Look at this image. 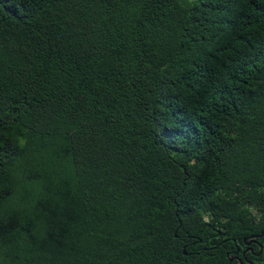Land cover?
Wrapping results in <instances>:
<instances>
[{
  "label": "trees",
  "instance_id": "16d2710c",
  "mask_svg": "<svg viewBox=\"0 0 264 264\" xmlns=\"http://www.w3.org/2000/svg\"><path fill=\"white\" fill-rule=\"evenodd\" d=\"M250 263L264 0H0V264Z\"/></svg>",
  "mask_w": 264,
  "mask_h": 264
},
{
  "label": "water",
  "instance_id": "95a60500",
  "mask_svg": "<svg viewBox=\"0 0 264 264\" xmlns=\"http://www.w3.org/2000/svg\"><path fill=\"white\" fill-rule=\"evenodd\" d=\"M183 252H185V250H183ZM250 264H252V263H250Z\"/></svg>",
  "mask_w": 264,
  "mask_h": 264
}]
</instances>
